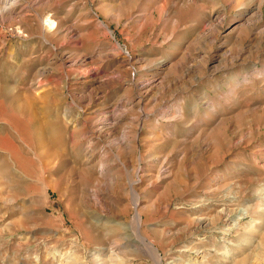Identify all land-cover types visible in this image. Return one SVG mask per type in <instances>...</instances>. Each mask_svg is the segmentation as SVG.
Returning a JSON list of instances; mask_svg holds the SVG:
<instances>
[{"label": "rangeland", "instance_id": "obj_1", "mask_svg": "<svg viewBox=\"0 0 264 264\" xmlns=\"http://www.w3.org/2000/svg\"><path fill=\"white\" fill-rule=\"evenodd\" d=\"M2 1L0 264H264V0Z\"/></svg>", "mask_w": 264, "mask_h": 264}, {"label": "bare ground", "instance_id": "obj_2", "mask_svg": "<svg viewBox=\"0 0 264 264\" xmlns=\"http://www.w3.org/2000/svg\"><path fill=\"white\" fill-rule=\"evenodd\" d=\"M2 1V0H1ZM3 2V1H2ZM14 2V1H13ZM12 2V3H13ZM10 3V2H9ZM11 3V4H12ZM14 3H16V2H14ZM11 4H9L7 7H4L3 9H0V13H4L5 15H6V13H9L10 12V9H11V7H10V5ZM16 4H18V3H16ZM7 5V4H6ZM15 5V4H14ZM13 5V6H14ZM5 6V5H4ZM12 6V5H11ZM2 16V15H1ZM4 17V16H3ZM246 21V20H245ZM244 22V21H243ZM152 254H153V256H155L156 257V253H155V250L154 249H152Z\"/></svg>", "mask_w": 264, "mask_h": 264}]
</instances>
